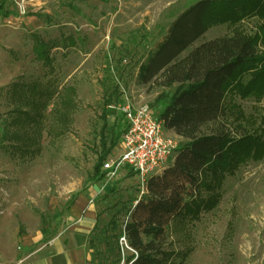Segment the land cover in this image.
Instances as JSON below:
<instances>
[{
	"label": "rangeland",
	"instance_id": "obj_1",
	"mask_svg": "<svg viewBox=\"0 0 264 264\" xmlns=\"http://www.w3.org/2000/svg\"><path fill=\"white\" fill-rule=\"evenodd\" d=\"M2 1L15 15L0 17V145L8 143L3 141L2 129L14 107L9 87L15 82L30 84L46 74L42 63L35 60L31 36L56 41L72 35L77 44L52 51L59 88L68 85L76 91L77 109L71 123L61 135L48 136V126L57 124L50 107L37 157L23 158L0 149V264H15L22 259L24 238L33 241L31 251H35L62 230L71 209L68 202L75 193L82 192L94 201L102 226L110 217L114 199L103 197L114 185L115 197L122 199L142 192L139 180L127 168L97 184L89 180L101 151L104 110L109 126L126 122L125 108L148 106L158 117L161 106L156 100L171 96L179 86L144 85L138 77L139 65L164 39L172 22L200 0ZM35 14L48 15L50 21ZM261 25L264 22L257 17L235 26L218 25L195 46L231 36L235 30L255 36ZM258 49L264 52V42ZM109 99L111 105L106 107ZM236 103L246 117L257 120L255 127L245 126L248 132L262 127L264 98L260 102L236 98ZM166 133L179 146L187 142ZM121 153L120 142L107 161ZM214 193L220 196L212 208L201 211L197 220L188 217L173 227L170 241L182 256L188 254L184 264H264V157L249 160L233 176H226Z\"/></svg>",
	"mask_w": 264,
	"mask_h": 264
},
{
	"label": "trees",
	"instance_id": "obj_2",
	"mask_svg": "<svg viewBox=\"0 0 264 264\" xmlns=\"http://www.w3.org/2000/svg\"><path fill=\"white\" fill-rule=\"evenodd\" d=\"M5 5L1 0L0 17L14 16ZM35 16L50 21L48 15ZM253 17L264 22V0H200L172 22L164 39L139 65L138 77L144 85L179 86L171 96L156 100L161 106L158 119L166 130L187 142L178 147L174 162L162 174L147 181L144 194L115 197L118 190L114 185L103 197L114 199L110 217L102 226L98 214L90 241L92 264H184L188 254L182 256L170 241L174 225L188 217L197 220L201 211L218 202L220 195L214 192L226 176H233L249 160L264 157V117L262 127L250 133L245 126L255 127L257 120L246 117L236 103V98L251 97L257 102L264 98V52L258 49L264 42V25L255 36L235 30L231 36L195 46L212 27L235 26ZM31 38L35 60L42 63L46 74L30 84L15 82L9 87L14 107L2 129L3 141L8 143L0 145L23 158L41 153L50 107L57 123L48 126L51 137L65 131L77 109L75 89L68 85L59 88L57 59L52 54L56 48L75 47V38L69 35L46 41L37 34ZM110 105L109 99L106 107ZM106 116L99 133L101 151L89 179L93 184L106 179L103 164L128 128L127 122L109 126ZM81 194L75 193L68 207Z\"/></svg>",
	"mask_w": 264,
	"mask_h": 264
},
{
	"label": "built area",
	"instance_id": "obj_3",
	"mask_svg": "<svg viewBox=\"0 0 264 264\" xmlns=\"http://www.w3.org/2000/svg\"><path fill=\"white\" fill-rule=\"evenodd\" d=\"M123 114L128 128L121 138L122 153L105 161L102 170L107 179H112L122 169L129 168L144 194L147 181L162 174L174 162L179 143L166 133L163 121L148 106L125 108Z\"/></svg>",
	"mask_w": 264,
	"mask_h": 264
},
{
	"label": "crops",
	"instance_id": "obj_4",
	"mask_svg": "<svg viewBox=\"0 0 264 264\" xmlns=\"http://www.w3.org/2000/svg\"><path fill=\"white\" fill-rule=\"evenodd\" d=\"M98 214L94 201L82 193L71 207L62 230L50 241L31 251L33 241L24 238L22 259L15 264H92L90 241Z\"/></svg>",
	"mask_w": 264,
	"mask_h": 264
}]
</instances>
